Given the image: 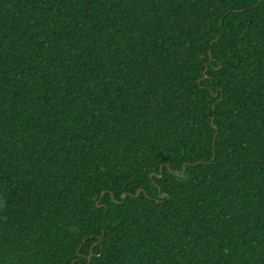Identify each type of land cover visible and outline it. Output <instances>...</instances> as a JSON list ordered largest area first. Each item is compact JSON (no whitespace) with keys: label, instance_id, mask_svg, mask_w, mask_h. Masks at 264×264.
Masks as SVG:
<instances>
[{"label":"trees","instance_id":"16d2710c","mask_svg":"<svg viewBox=\"0 0 264 264\" xmlns=\"http://www.w3.org/2000/svg\"><path fill=\"white\" fill-rule=\"evenodd\" d=\"M0 264H264V0H0Z\"/></svg>","mask_w":264,"mask_h":264},{"label":"snow or ice","instance_id":"6c2138e0","mask_svg":"<svg viewBox=\"0 0 264 264\" xmlns=\"http://www.w3.org/2000/svg\"><path fill=\"white\" fill-rule=\"evenodd\" d=\"M161 195H165L164 193H161Z\"/></svg>","mask_w":264,"mask_h":264},{"label":"water","instance_id":"95a60500","mask_svg":"<svg viewBox=\"0 0 264 264\" xmlns=\"http://www.w3.org/2000/svg\"><path fill=\"white\" fill-rule=\"evenodd\" d=\"M139 192V190L136 192V194Z\"/></svg>","mask_w":264,"mask_h":264}]
</instances>
